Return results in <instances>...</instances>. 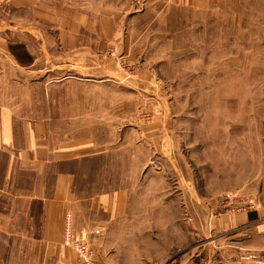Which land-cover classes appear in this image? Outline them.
Returning a JSON list of instances; mask_svg holds the SVG:
<instances>
[{
	"label": "rangeland",
	"instance_id": "1",
	"mask_svg": "<svg viewBox=\"0 0 264 264\" xmlns=\"http://www.w3.org/2000/svg\"><path fill=\"white\" fill-rule=\"evenodd\" d=\"M38 1L28 24L77 69L29 83V118L52 143L100 139L129 189L105 228H67L58 264H264L234 247L264 245V0ZM245 212L260 222L219 230Z\"/></svg>",
	"mask_w": 264,
	"mask_h": 264
},
{
	"label": "crops",
	"instance_id": "2",
	"mask_svg": "<svg viewBox=\"0 0 264 264\" xmlns=\"http://www.w3.org/2000/svg\"><path fill=\"white\" fill-rule=\"evenodd\" d=\"M31 1L40 3L0 0V264L65 263L67 228L86 226L80 224L82 215L88 221L98 215L97 227L105 228L107 214H123L124 197L129 195L122 175L118 183L117 174L107 172L106 163L113 158L100 139L90 136L63 145L52 143L43 119L29 118V83L53 81L61 75L73 80L77 69L75 57L58 60L60 55L44 40L40 26L28 24ZM42 10L35 6L37 21L44 19ZM53 16L60 20L61 12ZM64 30L59 36L66 33ZM65 35L72 42L73 32ZM115 149L118 152L117 146ZM101 162L104 167L94 171V165ZM241 217L242 227L232 220L218 225L219 230L235 234L260 222L253 212ZM261 226L256 228L264 229ZM260 234L262 231H251L245 241ZM234 240L235 248L264 250V245L248 247L242 238Z\"/></svg>",
	"mask_w": 264,
	"mask_h": 264
},
{
	"label": "built area",
	"instance_id": "3",
	"mask_svg": "<svg viewBox=\"0 0 264 264\" xmlns=\"http://www.w3.org/2000/svg\"><path fill=\"white\" fill-rule=\"evenodd\" d=\"M232 198L233 197H232V194L231 193H228L225 196V200L226 201H232ZM102 232H103V229L102 228H97V229H95L94 234L95 235H100Z\"/></svg>",
	"mask_w": 264,
	"mask_h": 264
}]
</instances>
